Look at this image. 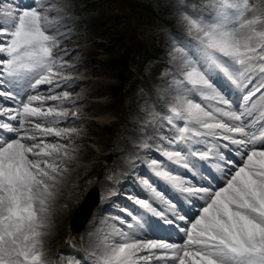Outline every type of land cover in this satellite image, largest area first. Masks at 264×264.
Wrapping results in <instances>:
<instances>
[{"label":"snow or ice","instance_id":"obj_1","mask_svg":"<svg viewBox=\"0 0 264 264\" xmlns=\"http://www.w3.org/2000/svg\"><path fill=\"white\" fill-rule=\"evenodd\" d=\"M56 10L38 3L17 11L0 0V87L9 86L0 98L14 105L0 102V264H53L45 248L52 202L75 159L72 137L80 131L58 126L77 118L78 110L63 106L75 103L69 91L55 94L74 79L67 71L74 65L54 51L61 34L50 32L58 20L49 13ZM176 15L189 41L173 43L176 69L166 90V111L142 109L144 128L162 130L166 124L172 130L159 137L163 146L157 147L168 163L151 159L149 168L174 191L198 197L204 206L179 228L186 237L182 244L141 238L152 225L124 209L130 220L113 218L119 226L101 234L88 258L67 264H264V0H178ZM221 80L235 99L221 90ZM41 85L49 86L48 94L22 98ZM47 101L58 103L45 107ZM50 136L55 142L47 141ZM230 146L240 163L225 156L223 149ZM208 160H216L221 171V162L234 168L215 190L197 187L169 167L195 176L198 162L203 167ZM142 184L150 198L134 199L140 209L169 226L186 220L187 213L180 215L154 182ZM155 201L166 210H157Z\"/></svg>","mask_w":264,"mask_h":264},{"label":"rangeland","instance_id":"obj_2","mask_svg":"<svg viewBox=\"0 0 264 264\" xmlns=\"http://www.w3.org/2000/svg\"><path fill=\"white\" fill-rule=\"evenodd\" d=\"M146 1L151 4L159 11V14L169 16L172 19L177 20L176 7L178 0H140ZM201 0H184L185 4L197 3L199 4ZM5 3H10L17 11L28 10L31 7L36 6L38 3L44 4L45 7L48 5L55 6L56 11L50 12L51 16H56L58 22L54 27L50 29L52 34H63L66 30L71 33H78L79 38L86 37L89 40H95V42L88 44L81 49V57L85 58L88 65H85L84 68H89L90 65H95L98 69V74L93 75L94 78L101 79L99 87H102L100 91L101 100L104 99L106 102L105 108L110 107V104L113 103L115 97L109 95V87L121 82V78L114 72H110L109 69L105 66V59L111 55L119 56L122 52V46L120 41L112 38L111 31L118 29L121 31L125 29L127 31L131 30L133 27L132 24L134 19L129 18L128 12L123 10L120 11L119 4L115 3L114 0H31V5L28 7L20 6L18 3H15L13 0H5ZM24 9V10H20ZM173 28L168 29H154L151 26L143 25L142 30L147 32H152L155 35L153 36L151 43L149 45L150 52L142 58L140 61L131 60L130 75L126 79L123 86V100L122 108L124 112L120 115H115L108 113L104 115L100 120H102L103 125L98 127V125L92 123V126L95 130L100 132L97 139L98 142L95 143V148H102L100 152L96 154V158H99V153L109 152L113 154L110 158L111 160L100 161L93 165L91 169H86L82 175H77L71 178L73 191V198L69 202L70 209L69 217L65 220L52 221V231L50 233L52 240L47 249H54L53 254L60 253L65 255L64 252H61L62 246L67 241L69 234V219L71 217V212L82 199L83 195L87 191L86 189L91 186V183L95 181H102L109 185L111 189H116L115 185L120 182V178L116 177L119 167L122 166L126 170L125 166H128V169H132L133 175L138 178V182L141 184V187L144 188L142 181L144 179H149L154 182L159 190L166 193L168 191L167 198H171V201L177 205L176 210H180V206H185L188 200L192 199L195 201V198L198 197H186L185 195L174 191L169 185L163 181L156 178L151 169L149 168V162L151 159H157L158 161H164V158L157 151L158 146H163L159 137L161 136H170L172 135V130L170 126L165 124V127L162 130H155L151 127L144 128L143 120L145 119V111L142 109H147L150 106L155 107L158 111H166L165 101L168 98L167 88L168 84L172 79V73L175 72L176 65L171 59V50L173 43H187L189 38L185 35L183 28L176 22ZM78 42L81 40L76 39ZM102 41V43H99ZM3 56V54H0ZM126 76L127 73H125ZM223 82V84H221ZM219 86H225L230 89L228 96L232 99H235V96L231 90L230 85L226 81H219ZM89 84V83H88ZM5 90H9L7 84L4 85ZM83 88H87V85L81 84ZM80 85L78 86V88ZM2 88L0 87V91ZM14 90V89H13ZM25 93V92H24ZM22 93V94H24ZM225 93V92H224ZM226 94V93H225ZM227 95V94H226ZM97 98V97H96ZM35 106V105H33ZM80 112H78L79 115ZM86 116H91V113H82ZM15 124V123H14ZM109 126H114V132L109 136L110 131L108 130ZM144 128L143 131L141 129ZM148 129V130H146ZM140 135L141 140H145L153 147L156 154H150L148 157L142 158L143 152L140 151V148H137V142L134 141L135 135ZM76 139V137H72ZM83 143L90 144V140H83ZM220 144H223L222 141H219ZM94 148V147H93ZM231 149V147H230ZM230 151L229 149H225ZM224 151V154L227 153ZM137 151H139L137 153ZM142 154V155H140ZM139 161L136 163L130 161H136V158H139ZM90 158L88 160L93 159ZM80 164L85 163L87 160L78 159ZM108 162L107 166H104L103 163ZM164 163H168L164 161ZM84 165V164H83ZM203 167L200 166V163L197 164V175L191 177L189 174H186L184 170L175 165H169L170 169L175 173L183 175L186 179H191L192 184L197 187H209L203 182L209 179L206 168V164L203 163ZM73 162L71 161L67 167L68 169H73ZM94 171V175L92 173ZM231 171H234V169ZM147 172V173H146ZM107 173V177L104 174ZM190 173V172H189ZM230 173V172H229ZM192 174V173H190ZM190 176V177H189ZM133 182V181H132ZM221 186L218 187H222ZM74 187V188H73ZM145 190V189H144ZM74 191L75 192L74 194ZM126 199L133 201V204L137 207H134L132 204L119 203L118 200L114 199L113 203H108L102 206L95 217L89 220L88 224L93 228L94 233L91 230H88L87 233L91 235L89 240V248H84V236L83 232H79L81 236L80 248L86 254L90 252L92 247L98 241L101 234L108 230L110 226L116 224L119 226V222L115 221V217H123L125 220H129L128 216L125 215L124 209L130 211L140 212L143 216L146 213L139 210V206L134 203V199L138 197H131L130 195H123ZM159 205H163L160 202L156 201ZM204 206V201L200 200L196 210ZM158 210V209H157ZM198 212L196 213V215ZM183 215V214H181ZM147 216V215H146ZM195 216L192 218L194 219ZM172 219V218H170ZM150 221V219H147ZM188 220V218H186ZM158 221L163 225V221L158 218ZM176 223V222H175ZM176 225V224H175ZM186 227V226H185ZM183 228V227H179ZM152 229H148L147 232L150 233ZM153 231V230H152ZM93 233V234H92ZM139 234V233H138ZM175 235V234H174ZM151 237L150 239H158L157 237H152L147 233H144L141 238ZM182 238V235H181ZM185 235L182 239L174 241L172 243H182ZM78 253V251H77ZM68 258L66 261H63L62 264H66L69 259L75 258L72 254L67 255ZM77 259V258H76ZM90 263V261H89Z\"/></svg>","mask_w":264,"mask_h":264},{"label":"bare ground","instance_id":"obj_3","mask_svg":"<svg viewBox=\"0 0 264 264\" xmlns=\"http://www.w3.org/2000/svg\"><path fill=\"white\" fill-rule=\"evenodd\" d=\"M78 33H71V32H66L62 35H60L58 38L60 39L61 43L59 44L61 46V49L55 50V53L58 56L64 57L67 55L69 57L68 61L70 64L74 65V67L68 69L67 71H71L75 73L72 75L74 79L68 81L66 84L61 85V87L55 89V94H59L60 92L63 91H69L71 93L72 100L75 101V103H64V107H67L69 109H74L78 110V112H97L104 110L105 103L104 101H99L98 99L92 98L91 96L99 95L100 91L102 90V87H99V84L101 83V79H97L91 76H86L85 74H93L97 75L98 74V69L95 65H90L89 68H84L85 65H88L86 63V59L81 58V49L85 46H88L89 43L95 42V40H89L86 37H81V39L78 37ZM76 39L81 40V42H78ZM83 83L87 85V88H83L81 85L78 88V90H75V86L78 84ZM89 83V84H88ZM48 85H41L39 86L35 91L31 90L30 93L34 94H48ZM78 96V97H76ZM100 98V96H98ZM23 99H26V96H22ZM0 102H2L5 106L7 107H13V103L11 101H6L2 100L0 98ZM58 103V102H53V101H47L45 104V107L52 106L53 104ZM34 104H38V102H34ZM92 123L97 124L100 126V123L96 120H93L92 118L84 115H79L77 118H72L69 117L68 120L62 121L58 126L59 127H75L79 129V135L75 136L77 138V141L73 140V144L76 146V152H75V159L73 161V169H70L67 173L64 174V179L63 182H68L70 181L71 178H73L74 175H80L82 174L83 171L86 170L87 167L83 166L78 162L79 159H85V158H91L94 154L95 151L91 147V145H86L82 143V140L84 139H89L93 142H98L97 135L99 134L98 131H96ZM47 126V125H46ZM82 126H85L82 127ZM28 128H31V125L26 126ZM11 135V134H10ZM14 138V137H13ZM48 142H55L56 138L54 137H47L46 138ZM134 139L138 141L135 137ZM29 144L32 143V141H27ZM38 142V141H37ZM65 142L66 141H62ZM141 143H144L141 141ZM237 161L240 162V157L237 158ZM216 178L219 179L218 175H216ZM63 182L61 185H59L60 188V197H56V199L52 202V219H57V221L65 220L69 216V211L65 207V199L68 198L71 195V192L68 191V189L63 185ZM225 179L220 178L219 179V186L221 184H224ZM155 184V183H154ZM218 188L215 187L213 188L214 190ZM104 192V191H103ZM134 195L138 198H148L147 196H141L139 195L138 192H133ZM73 196V195H72ZM71 196V197H72ZM115 197L116 195H112ZM111 195L109 197H112ZM104 199V196L102 200ZM100 205V204H99ZM98 205V206H99ZM98 208V207H97ZM96 210V209H95ZM192 216L194 217L196 215V210H194ZM95 215V213H93ZM192 217V218H193ZM53 226L49 230V235L45 239V248L48 252V255L51 256L52 251H48L47 249L50 245V241L52 240L51 238V231H52ZM142 237V234H140ZM150 239V238H149ZM171 241V240H169ZM53 264H57L60 262L59 259L54 258L51 259Z\"/></svg>","mask_w":264,"mask_h":264},{"label":"trees","instance_id":"obj_4","mask_svg":"<svg viewBox=\"0 0 264 264\" xmlns=\"http://www.w3.org/2000/svg\"><path fill=\"white\" fill-rule=\"evenodd\" d=\"M121 3L127 7L133 14L137 15L139 20H146L150 24L158 25L164 22H168L165 19L160 18V16L154 11L153 5L146 3H139L136 0H120ZM168 23H173L169 21ZM147 41L137 37L134 33L128 37V43L126 44V50L128 52H137L139 55H143L146 52ZM111 66H115V60L112 61Z\"/></svg>","mask_w":264,"mask_h":264}]
</instances>
